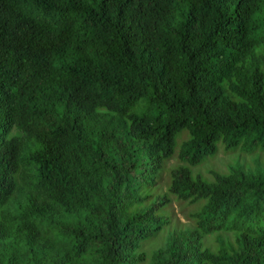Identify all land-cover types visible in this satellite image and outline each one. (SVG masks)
<instances>
[{
  "label": "trees",
  "instance_id": "trees-1",
  "mask_svg": "<svg viewBox=\"0 0 264 264\" xmlns=\"http://www.w3.org/2000/svg\"><path fill=\"white\" fill-rule=\"evenodd\" d=\"M217 144L264 150V0H0V264H264V165L192 176Z\"/></svg>",
  "mask_w": 264,
  "mask_h": 264
},
{
  "label": "rangeland",
  "instance_id": "rangeland-1",
  "mask_svg": "<svg viewBox=\"0 0 264 264\" xmlns=\"http://www.w3.org/2000/svg\"><path fill=\"white\" fill-rule=\"evenodd\" d=\"M181 134L176 135V137L174 138L175 143L172 157L163 162L161 169L158 170L155 174V176L160 179V183L156 188L145 190L144 193H146V195L159 194V190L161 192L165 190V184L167 181H169V172L177 166L175 155L179 149L180 142L182 141ZM185 134L186 133H184V135ZM257 165H264V150L256 151L252 154L246 155L242 153L239 148H237L233 152L225 153L222 145L217 144L216 155L212 158L205 159L200 165L190 168V172L192 176L199 175L202 180L208 182L210 179L207 175V171L209 170H214L222 174L226 173V171L230 167L242 166L243 169L253 170ZM170 211L172 212L173 221H175L177 225H189L186 216L190 212V209H186L184 205H177L175 203H172L170 206ZM163 213L169 214V210H164ZM170 224L171 227L172 223L170 222ZM167 231L168 228H164L152 241L145 242L142 248L144 250L151 251L153 248L158 247L161 244L160 242L162 240V237Z\"/></svg>",
  "mask_w": 264,
  "mask_h": 264
}]
</instances>
